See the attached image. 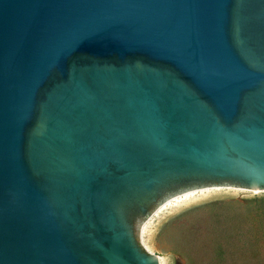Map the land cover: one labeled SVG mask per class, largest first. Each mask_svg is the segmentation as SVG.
Listing matches in <instances>:
<instances>
[{
    "label": "water",
    "instance_id": "95a60500",
    "mask_svg": "<svg viewBox=\"0 0 264 264\" xmlns=\"http://www.w3.org/2000/svg\"><path fill=\"white\" fill-rule=\"evenodd\" d=\"M264 196V0H0V264H161L201 194Z\"/></svg>",
    "mask_w": 264,
    "mask_h": 264
},
{
    "label": "rangeland",
    "instance_id": "374dc122",
    "mask_svg": "<svg viewBox=\"0 0 264 264\" xmlns=\"http://www.w3.org/2000/svg\"><path fill=\"white\" fill-rule=\"evenodd\" d=\"M142 240L161 264H264V196L198 195Z\"/></svg>",
    "mask_w": 264,
    "mask_h": 264
}]
</instances>
